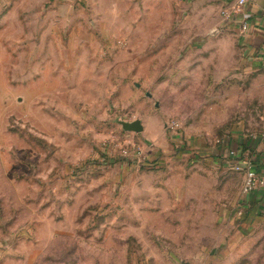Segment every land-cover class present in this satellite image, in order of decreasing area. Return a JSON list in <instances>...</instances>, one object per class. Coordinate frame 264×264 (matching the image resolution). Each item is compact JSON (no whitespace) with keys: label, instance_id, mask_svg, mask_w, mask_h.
Masks as SVG:
<instances>
[{"label":"rangeland","instance_id":"1","mask_svg":"<svg viewBox=\"0 0 264 264\" xmlns=\"http://www.w3.org/2000/svg\"><path fill=\"white\" fill-rule=\"evenodd\" d=\"M203 8L0 0V254L264 264V212L242 229L244 173L213 153L263 133L264 74Z\"/></svg>","mask_w":264,"mask_h":264},{"label":"crops","instance_id":"2","mask_svg":"<svg viewBox=\"0 0 264 264\" xmlns=\"http://www.w3.org/2000/svg\"><path fill=\"white\" fill-rule=\"evenodd\" d=\"M198 5L206 12L216 13L215 23L212 26L215 30L222 33H232L236 37L237 44L242 47L241 59L247 63L248 69L264 74V0H249L245 7L239 12L227 16L224 11L231 9L236 0H181ZM247 22V29L243 30L241 25L243 21ZM143 123V122H142ZM143 131V130H142ZM193 147L199 149V152L206 151L203 148L204 139L197 136H190ZM223 144L213 149V153L219 156H230V140L224 139ZM237 142L241 154L244 158L253 159L256 168L260 173H264V131L263 133L253 134L251 137L239 135ZM201 148V149H200ZM205 149V150H204ZM208 149V147H207ZM245 213L242 217V229L248 230L254 228L259 221V216L264 212V187L260 188L252 194L246 195L243 199ZM22 235V233H20ZM22 238H20V241ZM221 257V255H220ZM14 263H9L11 262ZM0 264H34L33 256L23 254L6 256L0 254ZM142 264H168L167 261H159L147 259ZM204 264V263H199Z\"/></svg>","mask_w":264,"mask_h":264},{"label":"built area","instance_id":"3","mask_svg":"<svg viewBox=\"0 0 264 264\" xmlns=\"http://www.w3.org/2000/svg\"><path fill=\"white\" fill-rule=\"evenodd\" d=\"M248 1L249 0H236L235 4L231 6V9L224 11V13L228 17L232 14L239 13L245 7ZM241 27L243 30L247 29L248 25L245 20L242 22ZM169 127L172 129H177L179 127L178 121H173ZM229 155L235 159L233 168L243 171L244 173V181L242 185L243 194H252L264 187V173L262 174L257 170L253 159L247 157L244 158V156H241L242 154L239 150H231Z\"/></svg>","mask_w":264,"mask_h":264},{"label":"water","instance_id":"4","mask_svg":"<svg viewBox=\"0 0 264 264\" xmlns=\"http://www.w3.org/2000/svg\"><path fill=\"white\" fill-rule=\"evenodd\" d=\"M124 130L141 132L144 129V125L140 119H135L132 121L122 120L120 121Z\"/></svg>","mask_w":264,"mask_h":264}]
</instances>
